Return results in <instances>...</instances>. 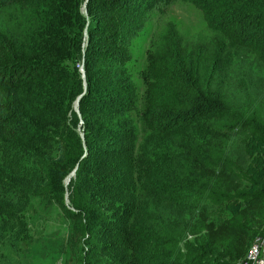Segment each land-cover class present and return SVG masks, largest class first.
Returning <instances> with one entry per match:
<instances>
[{"label": "trees", "instance_id": "1", "mask_svg": "<svg viewBox=\"0 0 264 264\" xmlns=\"http://www.w3.org/2000/svg\"><path fill=\"white\" fill-rule=\"evenodd\" d=\"M175 2L197 9L211 36L192 40L173 25L155 31V17ZM226 46L264 67V0H0V148L19 168L0 162V185L12 195L0 206V264H20L3 248L17 253L32 240L25 212L34 194L72 222V250L81 226L93 231V209H108L104 245L78 264H221L180 241L201 219V190L241 187L235 171L204 152L229 138L225 125L249 130L234 158L250 183L246 200L229 198L225 208L237 217L264 206V122L239 121L234 97L248 99L252 89L235 88ZM161 143L190 165L168 150L156 161ZM75 167L69 209L62 181Z\"/></svg>", "mask_w": 264, "mask_h": 264}, {"label": "rangeland", "instance_id": "2", "mask_svg": "<svg viewBox=\"0 0 264 264\" xmlns=\"http://www.w3.org/2000/svg\"><path fill=\"white\" fill-rule=\"evenodd\" d=\"M164 8V7H163ZM166 9V8H165ZM163 13L155 17V31L160 30L163 26L173 25L183 35L192 40H205L211 36V33L206 28L202 21L201 13L193 6L184 2H175L170 5ZM224 63L226 68L233 76V82L236 89L245 85L252 89L251 97L244 98L239 95L234 97L235 105L239 109V121L251 119L258 115L260 120L264 122V96L259 99L256 92L261 90L264 92V67L255 63L249 53L244 50L226 46L224 53ZM138 82V92H142V83ZM259 93V92H258ZM81 124V123H80ZM238 124V125H237ZM230 123L224 127L229 137L227 140L217 142L218 148H207L204 150L210 157L216 159V162L222 163L228 169L235 171L241 182V187L227 194L220 186L213 182L204 190H201L194 198L195 211L200 215L201 219L196 220L190 232L185 239L180 241V245L185 243L201 246L212 256L211 260H216L221 264H239L243 259L248 247L254 237L249 238L251 231H262L264 226V206L257 208L247 207L239 216L234 217L226 208L225 204L232 198L233 200L243 202L249 196L248 187L250 183L243 174L237 170L235 166V151L239 148L241 141L244 140L249 130L246 127H241V123ZM82 125V124H81ZM81 125L79 127L80 136L82 134ZM159 148L158 158L161 159V153L168 150L172 160L176 161L177 165L186 163L188 159L184 154L177 149H170L168 145L161 143ZM199 147L203 144L199 143ZM1 149V148H0ZM0 162L6 167L9 166L13 171H19L17 165L13 163L11 153L8 149H1ZM71 173H69V176ZM66 180V178L64 179ZM64 194L62 201L64 205L70 209V197L74 177L68 178L65 183ZM263 202H264V189ZM12 195L9 189L0 185V206L7 209L8 201ZM22 195L16 196L17 202H20ZM142 196L139 200H142ZM30 203L26 209V221L29 225L32 234V240L16 253L11 249L3 248V253L20 264H78L90 246L102 247L104 244L101 241L100 231L105 230L110 226L109 220L111 216L107 210L101 207H95L94 213L96 225L90 233L85 230L84 226L79 229L78 241L76 248L72 250L68 245L67 239L72 231V222L67 220L63 214L57 212L53 206H48L47 198L34 194L30 198ZM21 205V204H20ZM20 205H16L19 207ZM264 205V203H263ZM162 211L163 207L157 208ZM88 210L84 216L88 215ZM86 222V218L82 224ZM165 223L162 220V224ZM108 224V225H107ZM213 224V226H210ZM239 244H235V241ZM181 253L185 250L181 247ZM236 258V255H239ZM107 261V260H106Z\"/></svg>", "mask_w": 264, "mask_h": 264}, {"label": "built area", "instance_id": "3", "mask_svg": "<svg viewBox=\"0 0 264 264\" xmlns=\"http://www.w3.org/2000/svg\"><path fill=\"white\" fill-rule=\"evenodd\" d=\"M239 264H264V233L252 240Z\"/></svg>", "mask_w": 264, "mask_h": 264}, {"label": "water", "instance_id": "4", "mask_svg": "<svg viewBox=\"0 0 264 264\" xmlns=\"http://www.w3.org/2000/svg\"><path fill=\"white\" fill-rule=\"evenodd\" d=\"M81 73H82V78H84V72H83V70L81 69ZM85 90H86V87L84 86V91H83V93L80 95V96H78L77 97V99H76V101L74 102V110L78 113V105H79V102H80V100H81V98H82V96L84 95V93H85ZM83 135L81 134V137H82ZM85 154H86V152H85ZM76 169H77V167H75L74 168V170L72 171V175H73V177H74V175H75V171H76ZM69 177V175L66 177V179Z\"/></svg>", "mask_w": 264, "mask_h": 264}, {"label": "bare ground", "instance_id": "5", "mask_svg": "<svg viewBox=\"0 0 264 264\" xmlns=\"http://www.w3.org/2000/svg\"><path fill=\"white\" fill-rule=\"evenodd\" d=\"M71 177H73V175H72V174H71V175H70L68 178H71ZM68 178H67V179H68ZM67 179H66V180H67ZM66 180H65V181H66ZM65 181H64V183H65Z\"/></svg>", "mask_w": 264, "mask_h": 264}]
</instances>
